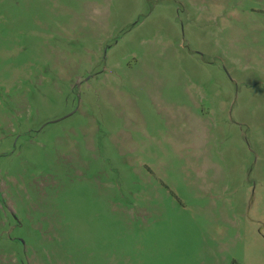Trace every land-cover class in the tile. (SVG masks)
I'll return each instance as SVG.
<instances>
[{
    "label": "rangeland",
    "instance_id": "rangeland-1",
    "mask_svg": "<svg viewBox=\"0 0 264 264\" xmlns=\"http://www.w3.org/2000/svg\"><path fill=\"white\" fill-rule=\"evenodd\" d=\"M0 264H264V0H0Z\"/></svg>",
    "mask_w": 264,
    "mask_h": 264
}]
</instances>
